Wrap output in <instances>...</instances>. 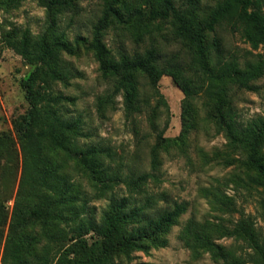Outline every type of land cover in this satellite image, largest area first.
<instances>
[{
  "label": "trees",
  "instance_id": "obj_1",
  "mask_svg": "<svg viewBox=\"0 0 264 264\" xmlns=\"http://www.w3.org/2000/svg\"><path fill=\"white\" fill-rule=\"evenodd\" d=\"M188 1L187 5L177 6L174 0H123L119 10V0H110L91 39L78 35L75 42L85 44L94 53L102 75L113 80L116 90L122 92L126 116L146 114L156 133L151 150L153 169L158 166L160 150L171 144L164 138L165 129L157 128L161 107L166 106L159 82L162 77H169L184 96L181 136L191 127V102L207 96L217 124L231 144L247 149V164L264 183V119L239 130L232 95L233 89L255 90L254 82L264 77V57L257 54L256 60L242 63L236 56L224 53L217 36L220 28H228L252 50L264 46V0H220L203 14H199L194 0ZM53 3L51 0L50 5ZM123 19L138 39L147 36L151 42L155 41L154 33L159 31L160 23L170 22L184 56L164 58L152 43L131 57L113 60L103 37L110 23ZM209 34H214L211 42L206 39ZM5 39L35 68L22 82L29 109L13 124L21 141V176L11 213L0 199L1 264H131L134 253L164 247V235L185 212L184 203L174 201L164 207L149 199L138 205L132 197L112 196L98 221L92 215L90 200L112 189L104 183L106 178L114 185L126 184L131 194H141L148 178L157 177L123 176L101 162L100 154L106 151L74 144L75 138L82 136L80 121L69 120L60 113L57 107L66 98L52 92L54 83L67 77L60 67V53L70 51L66 42L56 40L49 44L45 39L36 41L26 35L18 38L9 32ZM144 88L149 93L141 99ZM7 141L6 135L0 137V145ZM74 159L86 175L102 183L92 198L66 174V166ZM181 238L196 258L209 253L216 260L234 264L232 254L209 239L205 225L190 222ZM257 251L260 261L254 264H264V252L261 248Z\"/></svg>",
  "mask_w": 264,
  "mask_h": 264
},
{
  "label": "rangeland",
  "instance_id": "obj_2",
  "mask_svg": "<svg viewBox=\"0 0 264 264\" xmlns=\"http://www.w3.org/2000/svg\"><path fill=\"white\" fill-rule=\"evenodd\" d=\"M122 1L116 5L119 10ZM218 1L194 0V5L199 14H203ZM53 2L50 5L51 0H0V137H8V141L0 145V199L6 210L9 213L13 210L21 176V141L13 124L29 109L22 82L35 68L8 45L5 35L9 32L16 33L18 38L26 35L36 41L45 39L51 44L59 40L68 45L70 51L60 53V67L67 77L55 82L52 92L66 98L57 107L60 113L69 120L80 121L82 136L74 142L78 148L97 146L106 151L100 154L101 162L123 176L135 178L150 174L157 177L148 178L141 194H131L126 184L114 185L106 178L104 183L111 191L96 195L89 202L97 221L112 196L132 197L133 203L138 205L149 199L164 207L174 201L185 204V212L164 235L166 245L150 248L146 253H134L131 264H226L209 253H202L198 258L192 255L181 238L182 231L192 221L207 226L209 239L229 251L234 264L259 262L257 249L264 252V183L248 166L247 149L238 143L231 144L217 124L210 99L201 95L191 102V127L181 136L184 96L171 78H161L159 93L166 106L161 107L157 128L165 129L164 138L171 144L160 150L158 166L153 169L151 150L156 133L146 114L126 116L122 92L116 90L113 80L102 75L94 53L85 44L75 42L78 35L87 41L91 39L93 28L110 0ZM174 2L177 6L189 3L188 0ZM124 21H113L104 33L103 43L113 60L131 57L152 43L164 58L176 54L184 56L170 22L160 23L159 31L154 33L155 41L151 42L147 36L138 39L130 24ZM213 36L207 35V41L211 42ZM217 36L224 53L236 56L242 63L256 60L257 54L264 57V46L254 51L228 28H220ZM254 87L253 91L233 89L239 130L264 119V77L255 81ZM148 93L147 89H142L140 98ZM78 163L74 159L67 165L66 174L79 190L92 198L102 183L86 175Z\"/></svg>",
  "mask_w": 264,
  "mask_h": 264
}]
</instances>
